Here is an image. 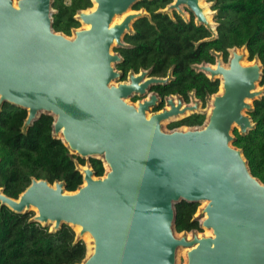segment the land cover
I'll use <instances>...</instances> for the list:
<instances>
[{"label": "water", "instance_id": "95a60500", "mask_svg": "<svg viewBox=\"0 0 264 264\" xmlns=\"http://www.w3.org/2000/svg\"><path fill=\"white\" fill-rule=\"evenodd\" d=\"M55 1L0 0V115L6 104L24 110L22 135L51 118V137L82 183L69 191L66 181L31 177L18 198L0 188V210L32 214L29 223L51 235L69 227L73 246L86 248L78 264H264V183L234 145L235 130L246 137L257 127L260 57L249 60L247 44L231 49L228 65L212 71L222 84L206 122L167 131L184 111L170 101L171 110L153 113L155 95L130 102L137 80L114 83L111 47L137 16L112 23L143 0H90L71 35L54 29ZM171 1L160 12L188 9L203 20L200 12H218L216 2ZM91 160L102 163V176ZM181 203L197 205V229L177 230Z\"/></svg>", "mask_w": 264, "mask_h": 264}, {"label": "trees", "instance_id": "16d2710c", "mask_svg": "<svg viewBox=\"0 0 264 264\" xmlns=\"http://www.w3.org/2000/svg\"><path fill=\"white\" fill-rule=\"evenodd\" d=\"M90 5L89 0H72L70 5L67 0H56L55 29L70 35V28L77 25L73 16ZM216 8L222 22L218 43L223 49L248 44L250 58L258 55L264 65V0H217ZM62 20L66 22L64 27L59 25ZM251 115L257 123L256 129L246 137L236 132L234 145L243 149L252 174L264 183V98L255 102ZM26 117L24 110L9 104L0 115V188L4 187L9 197L18 198L30 185L31 177H36L50 183L66 181L69 191L76 190L82 177L75 172L68 150L60 141L52 139V119L43 116L27 135H22ZM91 163L97 175L102 176V163L96 160ZM177 210L179 232L198 228L197 223L191 222L197 205L181 203ZM31 217L32 214L17 215L7 208L0 210V264H78L84 259L85 245L73 246L75 233L69 227L64 226L51 235L48 229L30 224Z\"/></svg>", "mask_w": 264, "mask_h": 264}, {"label": "flooded vegetation", "instance_id": "af4514ba", "mask_svg": "<svg viewBox=\"0 0 264 264\" xmlns=\"http://www.w3.org/2000/svg\"><path fill=\"white\" fill-rule=\"evenodd\" d=\"M171 2L143 0L133 7V12L121 15L123 19L121 16L116 17L112 27L122 25L132 15L137 16L125 29L121 41L113 43L111 55L118 57V61L113 63L114 69L120 73L114 82L116 86L131 85V80H137L136 90L130 98L132 104L150 100V96L155 95L157 102L152 108L153 113L171 110L170 101L184 111L170 120L168 128L173 131L182 127H200L206 122L213 97L219 93L222 84L220 76L213 77L212 71L219 63L228 65L231 49H241L246 44L223 49V45L218 43L221 40L222 22L219 9L216 8L217 0H207L216 2L211 10L218 12H200L204 20L188 9H185L186 12H160ZM71 3L72 0L67 2L68 5ZM92 7L91 3L89 7L78 11ZM59 25L66 26L65 20ZM80 27L81 22H77L70 31ZM58 32L65 33L63 30ZM167 48L170 51L167 52ZM253 59L249 52V60ZM144 74L145 77L139 80ZM148 81L151 84L142 94L139 89ZM236 132L234 135L237 137Z\"/></svg>", "mask_w": 264, "mask_h": 264}, {"label": "rangeland", "instance_id": "374dc122", "mask_svg": "<svg viewBox=\"0 0 264 264\" xmlns=\"http://www.w3.org/2000/svg\"><path fill=\"white\" fill-rule=\"evenodd\" d=\"M67 2L70 3V0H67ZM168 125H169V123H167L164 127H165V129H166L167 131H171V130H169Z\"/></svg>", "mask_w": 264, "mask_h": 264}, {"label": "bare ground", "instance_id": "6f19581e", "mask_svg": "<svg viewBox=\"0 0 264 264\" xmlns=\"http://www.w3.org/2000/svg\"><path fill=\"white\" fill-rule=\"evenodd\" d=\"M209 13V12H208ZM211 14V13H210ZM209 14V15H210ZM212 15V14H211ZM121 18H122V16H121ZM125 18V17H124ZM123 19V18H122ZM119 20V19H118ZM115 21H117V20H115ZM214 22V21H213ZM117 23H120V22H117ZM216 25V24H215ZM221 78V77H220ZM185 105V104H184ZM187 114V113H186ZM188 115V114H187Z\"/></svg>", "mask_w": 264, "mask_h": 264}]
</instances>
